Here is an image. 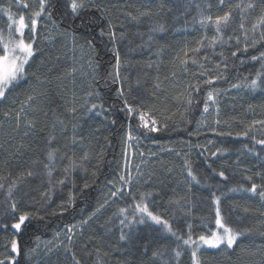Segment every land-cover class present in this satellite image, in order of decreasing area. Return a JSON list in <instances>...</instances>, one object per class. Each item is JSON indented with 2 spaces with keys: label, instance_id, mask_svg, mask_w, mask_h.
I'll use <instances>...</instances> for the list:
<instances>
[{
  "label": "trees",
  "instance_id": "trees-1",
  "mask_svg": "<svg viewBox=\"0 0 264 264\" xmlns=\"http://www.w3.org/2000/svg\"><path fill=\"white\" fill-rule=\"evenodd\" d=\"M27 2L36 7V0ZM83 2L85 10L74 16L69 0H49L46 11L51 19L40 20L34 45L38 50L30 61L27 81L0 102V184L4 186L0 225H8L6 230L0 228V254L7 250L13 255L6 246L15 238L20 247L17 264H192L191 248L162 226L146 219L143 224L130 223L132 208L143 197L149 210L168 220L180 236L187 239L190 231L192 239H198L208 235L210 228L216 230L211 195L215 193L225 222L245 234L232 249H201L200 264H264V199L242 190L252 183L264 184V145L257 143L264 140V124L258 123L264 121V83L258 82L256 89L247 87L257 72H264V62L251 59L264 52V42L236 56L232 55L237 48L234 41L199 47L204 36L211 39L214 34L198 23L201 13L222 14L216 0ZM253 2L256 9L245 14L249 29L264 8L260 0ZM10 4L14 16H28L17 10L15 0H0V9ZM7 24L6 14L0 11L5 37ZM160 26L163 31H153ZM229 35H239V30L229 28L225 38ZM244 43L241 36V49ZM72 44L93 61L95 70L85 77L69 74L74 68ZM198 47V52L191 51ZM113 49L119 52L118 82H113ZM205 72L220 78L206 85L201 76ZM197 84L199 92L188 88ZM121 88L123 99L118 95ZM208 91L215 97L220 119L217 129L200 132ZM189 93L194 100L191 106L185 102ZM29 96L34 99L29 101ZM124 99L150 113L159 130L138 127L139 118L125 111ZM129 130L141 150L152 156V166L148 177L105 206L108 189L120 177ZM53 149L56 160L49 176L45 165ZM70 160L75 167L69 166ZM189 166L200 183L188 175ZM221 171L226 180L218 176ZM13 181L16 186L9 197ZM125 208L128 212L122 215L120 210ZM24 213L29 219L20 230L12 229L16 217ZM125 216L128 219L121 225ZM79 222L85 226L66 253L31 257L39 240H51ZM122 231L131 238L121 240ZM176 250L181 251L179 258Z\"/></svg>",
  "mask_w": 264,
  "mask_h": 264
},
{
  "label": "snow or ice",
  "instance_id": "snow-or-ice-1",
  "mask_svg": "<svg viewBox=\"0 0 264 264\" xmlns=\"http://www.w3.org/2000/svg\"><path fill=\"white\" fill-rule=\"evenodd\" d=\"M261 4H264V0H260ZM217 7L220 9L222 14L219 15H204L201 13V18L198 23L202 26L203 29L210 28L213 31V36L209 39L207 36L198 42L199 47H211L215 48L217 44L223 46L224 43L227 41H234L237 45L236 51L232 52L233 56L237 55L238 51H247L249 47H255L257 42H264V8L261 9L260 15L251 23L250 29L246 28L245 26V19L246 13H250V10L256 9L257 5L253 2V0H248L245 3V0H216ZM49 6V0H36V7L32 8L27 0H15V7L19 12H28V16L26 17L24 14H19L18 16H14L11 13L10 4L8 8L0 9L6 14V19L8 21L7 29L8 34L7 37L4 36L2 30H0V101L6 98V94L10 93L11 90L17 86L21 82L27 81L28 70L31 68L30 61H32L33 57L36 55L37 48L34 47L36 43V32L38 26L40 24V20L42 17L47 16V18L51 19V12H47L46 9ZM69 7L71 10L72 15L78 16L82 11L85 10V4L83 0H69ZM211 5H208L210 9ZM144 15V14H142ZM136 19V17H133ZM231 28L233 32L237 29L239 30V35H229L227 39L225 38V31ZM163 26L159 28L153 29V31H163ZM27 33V38H25V34ZM251 34V39H250ZM101 35H104L103 30H101ZM241 36L244 37L245 43L243 45V49L240 48V38ZM109 37L114 41L115 40V32L109 30ZM207 41V44H205ZM250 41V42H249ZM89 47L92 48L93 45L90 41H88ZM199 47L196 49H192L193 52H198ZM114 50V54L116 57V63L114 66L115 77L113 82L119 81V69H120V59H119V52ZM223 55V53H221ZM184 56H188V52L184 53ZM252 60H259L264 62V52H261L259 56H252ZM193 63L197 61L195 59L192 60ZM89 66H93V61L89 60ZM182 64H186L187 60H181ZM203 67V65H201ZM226 67V65H225ZM262 69H264V63H262ZM95 70V69H93ZM76 71L75 68L71 70L69 73L70 75ZM111 75V74H110ZM173 75H175L173 73ZM202 77H205L203 83L206 85H211L214 83L215 79H219L220 77H212L209 76L206 72L201 73ZM264 83V72H257L256 78L251 81L247 87L251 89H256L259 86V83ZM241 85L234 84L233 87L239 88ZM188 88L191 89L192 92H199V84L197 85H189ZM118 95L123 99L124 98V91L123 88L119 90ZM34 97L29 96L28 100H33ZM207 101L215 102V97L212 91L207 92ZM185 102L191 106L194 103V100L191 96V93L187 97H185ZM125 111L131 116L135 113L140 121L138 127H142L146 129L148 132H156L159 129L156 127V120L152 118L150 113H145L140 111L139 108H135L132 105L127 103V100L124 99ZM208 103L205 102L203 111L205 113L208 112ZM92 108H97L96 104L92 105ZM74 111V109H73ZM115 123V121H113ZM219 123V121H216ZM258 123L264 124V121H258ZM151 125V126H150ZM230 135V133H229ZM243 135H247V133H243ZM55 137H51L48 140L49 145L52 144V141ZM135 137L132 134V131L129 130L127 132L126 140H133ZM257 143L264 145V140L257 141ZM131 145H129L130 147ZM47 160L48 164L45 165V168L48 169V175L51 176L52 174V166L56 160V153L55 150H50L47 153ZM70 167H75L74 161H69ZM65 171L67 172L68 169L66 168ZM28 176H31L32 173L28 172ZM188 175L192 177L193 181L196 183H200V181L193 175L191 168L189 166ZM219 177L224 178L225 180L227 177L225 176L224 172L218 173ZM19 179V178H18ZM120 180L124 181L125 184L131 183V177L125 180L124 176L119 177ZM248 180H251L252 177H247ZM62 183V181H61ZM16 186V182L13 181V184L8 188L7 194L9 197L12 195V190ZM87 186V185H86ZM3 184H0V188H3ZM258 188L260 189L259 192L257 191ZM241 189L233 188L232 191H239ZM243 191L250 192L252 194L259 195L260 198L264 199V184H256L252 183L251 186L247 189H242ZM124 189L120 188L117 192H113L112 195L115 196L117 193H123ZM214 197L215 203V216L212 223L215 225L216 230L213 231L211 228L208 230V235H200L198 240H193L191 233L189 231L188 238L184 239L180 236L176 231L173 230L172 225L168 222V220L163 219L161 216L154 214L152 211L149 210L147 203L143 202V197L141 198L140 203H135L132 208V217L130 223H139L143 224L145 222V218L151 220L156 225L162 226L166 232L170 233L172 236L176 237L177 241H182L184 246H189L191 248L190 256L192 264H200L199 257L197 253L201 250V246H207L208 248L212 249H221V246H225L227 249H232L234 245H236L237 240L244 235L245 233L242 231L234 230L230 227L221 216L220 211V197L215 196V193H211ZM11 209L13 213H16L17 206L15 201L11 202ZM121 214H125L128 212V209H121ZM136 214H139V218ZM18 222L13 223L11 225L12 229L20 230L21 225L29 219V214L24 213L18 215L16 217ZM128 219L125 216V219L120 220L121 225H125V221ZM8 225H0V228L7 229ZM191 226H189V229ZM71 232V229H69ZM130 234H125L123 231L121 232L120 239L126 240L130 239ZM71 237H69V240ZM194 246V247H193ZM6 247H10L11 253L13 255L6 256L4 259H0V264H5V261L8 264H17L16 256L20 253V247L18 241L13 238L10 240L9 245ZM180 245L177 244V249H179ZM155 255V254H154ZM175 256L179 258L181 256V251L176 250ZM79 264V262H77Z\"/></svg>",
  "mask_w": 264,
  "mask_h": 264
},
{
  "label": "rangeland",
  "instance_id": "rangeland-1",
  "mask_svg": "<svg viewBox=\"0 0 264 264\" xmlns=\"http://www.w3.org/2000/svg\"><path fill=\"white\" fill-rule=\"evenodd\" d=\"M48 25L44 26V29H47ZM26 38V34H25ZM36 39V37H35ZM75 43V42H74ZM76 44V43H75ZM72 44V53L74 57L71 59L74 68L76 71L74 73L77 74V76L84 75L87 76L90 74L89 72H92V67L89 66V55L85 54L81 48L79 49L78 45ZM1 102V101H0ZM208 103V112L203 114L201 121L199 123V131L203 132L206 130H215L218 127L219 123H216V121H219L220 112L218 105L212 101H207ZM126 147L124 152V159L120 166V176H124L125 180L129 179L131 177V183L125 184L124 181L120 180L119 178H115L112 182L111 188L108 189L107 194V201H105V206L110 204L115 196L112 195L113 192H117L118 189L131 187L139 184L141 181H143L146 177H148L150 169H151V158L152 156H149L145 154L140 147L139 140H126ZM129 145H131L129 147ZM124 192V191H123ZM122 194V193H117ZM147 221L152 222L151 220L145 218ZM154 223V222H152ZM160 226V225H158ZM80 228L74 227L71 232H67L66 230L58 233L54 236L51 240H39L36 244L35 249L31 253V257L34 260H38L43 257H48L52 254H55L57 252H63L66 253L70 244L72 242L74 243L75 236ZM168 233V232H167ZM170 234V233H169ZM69 237L71 239L69 240ZM76 240V239H75ZM198 240V239H193ZM194 247V246H193ZM208 248L207 246H201V249ZM223 249H227L225 246H221ZM191 251V249H190ZM9 256L7 253V250H4L0 254V259H4V257ZM5 264H8L7 261H5Z\"/></svg>",
  "mask_w": 264,
  "mask_h": 264
},
{
  "label": "bare ground",
  "instance_id": "bare-ground-1",
  "mask_svg": "<svg viewBox=\"0 0 264 264\" xmlns=\"http://www.w3.org/2000/svg\"><path fill=\"white\" fill-rule=\"evenodd\" d=\"M85 226V223H81V222H79L78 224H75V225H73V226H70V227H67L65 230L67 231V232H69V229H71V231H72V229L74 228V227H78V228H80L79 229V231L78 232H80L81 231V229L83 228ZM64 231V230H63ZM78 232H77V234H78ZM77 234H76V236H75V239H74V242H76L77 241ZM72 244H74L73 242H72ZM72 244H70V245H72Z\"/></svg>",
  "mask_w": 264,
  "mask_h": 264
}]
</instances>
